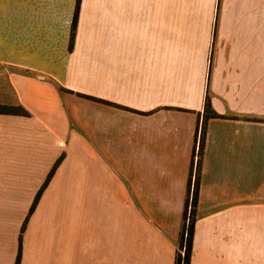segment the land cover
I'll list each match as a JSON object with an SVG mask.
<instances>
[{
  "label": "crops",
  "instance_id": "1",
  "mask_svg": "<svg viewBox=\"0 0 264 264\" xmlns=\"http://www.w3.org/2000/svg\"><path fill=\"white\" fill-rule=\"evenodd\" d=\"M217 2L0 0V264H174L207 88L261 122L208 121L190 264H264V0Z\"/></svg>",
  "mask_w": 264,
  "mask_h": 264
},
{
  "label": "trees",
  "instance_id": "2",
  "mask_svg": "<svg viewBox=\"0 0 264 264\" xmlns=\"http://www.w3.org/2000/svg\"><path fill=\"white\" fill-rule=\"evenodd\" d=\"M219 8H220V0H218L217 2L216 25H217V20H218ZM74 22H75V19H74ZM216 25H215V33H216ZM212 57H213V50H211V53H210L209 72L211 69ZM58 90L60 92H66V90L63 89L62 87H58ZM0 114L23 115V116L28 115V113L22 107H12V106H4V105H0ZM211 119H229V120H244V121L261 122L260 119H256V118L218 114L211 107V97H210L209 89L207 88L205 99H204L203 113L200 116L199 127L196 131V140L198 144L196 145V148L194 149L193 156H192L191 171H190V177L188 180V188H187V195H186V200H185L184 210H183V215H182V223H181V227L179 231L178 240L176 242V253H175L174 264H190L195 223L198 218L197 205H198V194H199V185H200V177H201V164H202V157H203V152H204L206 129H207V123ZM59 161L56 163L53 170L48 175V178L45 184L43 185L42 189L40 190L38 195L35 197V200L33 202V206L30 212H32L35 204L37 203L40 197L41 191L46 186V184L49 182ZM18 260H19V256H18ZM18 260L16 264H18Z\"/></svg>",
  "mask_w": 264,
  "mask_h": 264
}]
</instances>
